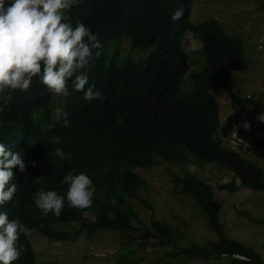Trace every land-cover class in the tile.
I'll list each match as a JSON object with an SVG mask.
<instances>
[{"label":"trees","instance_id":"1","mask_svg":"<svg viewBox=\"0 0 264 264\" xmlns=\"http://www.w3.org/2000/svg\"><path fill=\"white\" fill-rule=\"evenodd\" d=\"M191 5L192 0H81L79 6L71 8L73 25L80 19L103 45L101 56L86 70L89 83L96 85L103 98L85 101L83 92L73 91L69 81L71 94L55 100L34 78L29 92H16L9 105L0 104V137L20 131L27 165L23 172L16 170L18 188L13 199L0 205L10 220L37 228L54 240L72 239L83 225L129 231L134 227L127 196L140 197L138 190L144 184L134 168L169 161L183 166V171L171 178L174 192L195 203L213 237L166 251L165 264H179V253L204 260L219 258L225 264H261L260 254L251 245L227 233L219 218L216 194V187L229 192L239 186L264 191V170L239 151L224 146L217 135L220 107L216 91L226 92L234 106L257 103L234 91L233 71L247 68L243 41L226 33L215 17L190 20ZM179 8L184 10L183 19L172 21V13ZM186 30L201 39L204 66L190 73L192 91L179 94L189 67L182 45ZM126 35L131 49L149 50L138 60L128 58L117 65L114 58L119 55L118 48L107 57L109 42H118ZM57 100V108L68 113L70 127L56 120ZM96 114L99 125L91 134L96 128ZM56 136L62 138L61 144L53 142ZM245 137L246 149L264 157V127ZM57 147L71 152V159L52 155ZM191 157L199 164L214 163L230 169L239 183L232 178L215 186L187 167ZM69 171L74 175L87 173L96 183L90 208L78 210L67 205L68 186L61 180ZM41 189L65 197L59 217L52 213L45 216L35 205L34 194ZM138 199L147 202L144 197ZM257 220L264 221V216ZM65 224L70 227L63 228ZM144 228L141 237L153 234L160 242L176 240V230L167 220L151 216L150 226L144 223ZM20 245L24 246L21 256L13 264H36L27 235L20 236Z\"/></svg>","mask_w":264,"mask_h":264},{"label":"rangeland","instance_id":"2","mask_svg":"<svg viewBox=\"0 0 264 264\" xmlns=\"http://www.w3.org/2000/svg\"><path fill=\"white\" fill-rule=\"evenodd\" d=\"M210 17L217 18L226 33L242 39L247 68L233 71L234 91L241 97L257 101L245 107L234 106L226 92H215L220 107L217 133L223 144H232L235 137L243 140V135L264 127V122L257 119L264 113V0H192L190 20L198 22ZM129 40L126 35L118 42L110 41L107 57H111L117 48L119 55L114 58L117 65L125 63L128 58L138 60L144 57L149 48L131 49ZM182 45L188 54L189 67L179 86V94H188L193 89L190 73L204 66V56L201 39L190 30L183 33ZM58 105L57 100L55 108ZM244 146L238 150L241 155L264 170V158L255 156ZM187 167L215 186L234 178L225 167L214 163L199 164L192 157ZM134 170L144 178L139 195L147 202L141 203L138 198L127 196L133 229L121 236L118 230L83 225L78 227L77 235L72 239L54 240L37 228L29 227L27 236L36 264H165L168 260L164 254L166 251L213 237L195 203L173 190L171 178L174 173L183 171L181 164L159 161L150 166L135 167ZM216 194L219 218L227 233L251 245L260 254L261 264H264V221L257 220L264 216V191L239 186L229 192L216 187ZM151 216L173 225L176 230L174 243L160 242L153 234L141 237L145 233L144 223L150 226ZM62 227L69 228L70 225ZM177 261L179 264H225L219 258L204 260L183 253L178 254Z\"/></svg>","mask_w":264,"mask_h":264},{"label":"clouds","instance_id":"3","mask_svg":"<svg viewBox=\"0 0 264 264\" xmlns=\"http://www.w3.org/2000/svg\"><path fill=\"white\" fill-rule=\"evenodd\" d=\"M80 3L81 0H0V104L9 105L16 92H29L34 78L39 79L55 100L57 96L68 97L71 94L69 81L73 91L83 92L85 101L103 98L96 85L89 83L86 71L101 56L103 45L90 26L80 19H76L75 25L72 23L70 10ZM183 14V8L176 9L171 20L179 21ZM55 115L63 127H70L66 111L55 108ZM257 119L264 122V113ZM98 125L96 114V128L91 134L97 132ZM245 136L243 140L235 137L232 144H222L236 151L245 144L246 149ZM53 142L61 144L62 138L56 136ZM24 153L19 130L0 137V205L11 201L17 192L16 170L23 172L27 167ZM52 155L62 160L72 157L71 152L65 153L61 147H57ZM228 170L235 183H239L234 173ZM61 183L68 186L66 201L69 207L84 210L92 206L96 183L87 173L74 175L69 171ZM34 202L45 216L52 213L59 217L65 207V197L54 190H39L34 194ZM111 203L115 204V199ZM27 232L19 220H10L6 211H0V264H13L19 260L24 246L17 245L20 236L27 235ZM119 232L121 236L124 233Z\"/></svg>","mask_w":264,"mask_h":264},{"label":"bare ground","instance_id":"4","mask_svg":"<svg viewBox=\"0 0 264 264\" xmlns=\"http://www.w3.org/2000/svg\"><path fill=\"white\" fill-rule=\"evenodd\" d=\"M248 189V188H247Z\"/></svg>","mask_w":264,"mask_h":264}]
</instances>
